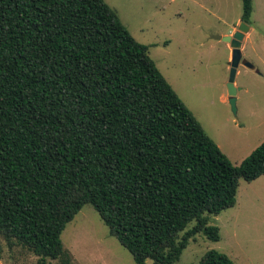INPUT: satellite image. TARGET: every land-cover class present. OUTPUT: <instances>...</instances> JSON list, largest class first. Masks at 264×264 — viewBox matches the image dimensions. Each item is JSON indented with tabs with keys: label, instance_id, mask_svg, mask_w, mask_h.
Instances as JSON below:
<instances>
[{
	"label": "trees",
	"instance_id": "obj_1",
	"mask_svg": "<svg viewBox=\"0 0 264 264\" xmlns=\"http://www.w3.org/2000/svg\"><path fill=\"white\" fill-rule=\"evenodd\" d=\"M262 175L264 141L234 165L106 0H0V256L72 264L61 236L92 204L135 264H177Z\"/></svg>",
	"mask_w": 264,
	"mask_h": 264
},
{
	"label": "rangeland",
	"instance_id": "obj_2",
	"mask_svg": "<svg viewBox=\"0 0 264 264\" xmlns=\"http://www.w3.org/2000/svg\"><path fill=\"white\" fill-rule=\"evenodd\" d=\"M150 55L207 133L234 165L264 141V0H253L251 29L242 46L235 84L237 110L228 82L232 49L214 35L233 34L242 0H106ZM221 239L199 233L177 264H199L209 250L236 264H264V175L240 180L235 206L213 216ZM72 264H135L92 204H86L62 233ZM37 256L3 241L0 264H34ZM54 264H61L54 261ZM147 264H154L148 260Z\"/></svg>",
	"mask_w": 264,
	"mask_h": 264
},
{
	"label": "water",
	"instance_id": "obj_3",
	"mask_svg": "<svg viewBox=\"0 0 264 264\" xmlns=\"http://www.w3.org/2000/svg\"><path fill=\"white\" fill-rule=\"evenodd\" d=\"M250 29H251L250 24L242 20L238 26V29L235 30L233 34H227V35L218 34L213 36L215 39L227 42L232 49L231 70H230L228 88L230 94L229 100L234 111L237 110L236 103H237V94L239 90V88L235 84V80L238 72V67L242 61L243 41L245 39L247 32H249Z\"/></svg>",
	"mask_w": 264,
	"mask_h": 264
},
{
	"label": "crops",
	"instance_id": "obj_4",
	"mask_svg": "<svg viewBox=\"0 0 264 264\" xmlns=\"http://www.w3.org/2000/svg\"><path fill=\"white\" fill-rule=\"evenodd\" d=\"M235 32V31H234Z\"/></svg>",
	"mask_w": 264,
	"mask_h": 264
}]
</instances>
